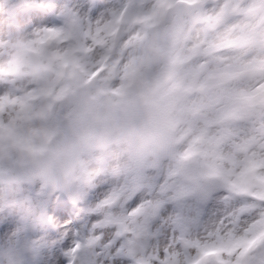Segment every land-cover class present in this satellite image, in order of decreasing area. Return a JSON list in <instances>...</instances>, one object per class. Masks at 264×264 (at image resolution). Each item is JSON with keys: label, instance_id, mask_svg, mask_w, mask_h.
Instances as JSON below:
<instances>
[{"label": "clouds", "instance_id": "1", "mask_svg": "<svg viewBox=\"0 0 264 264\" xmlns=\"http://www.w3.org/2000/svg\"><path fill=\"white\" fill-rule=\"evenodd\" d=\"M50 11L0 27V264H151L170 230L200 233L227 189L264 201V150H237L264 144V0ZM67 205L96 219L62 226ZM171 248L175 264L199 254ZM248 264H264V242Z\"/></svg>", "mask_w": 264, "mask_h": 264}, {"label": "snow or ice", "instance_id": "2", "mask_svg": "<svg viewBox=\"0 0 264 264\" xmlns=\"http://www.w3.org/2000/svg\"><path fill=\"white\" fill-rule=\"evenodd\" d=\"M247 139L245 137L244 141L237 145L238 151L251 156L253 153L264 150V144L249 147L246 144ZM258 166L255 160H249L247 170L253 172ZM100 195L104 197L100 205L103 207L111 205L117 194L101 192ZM220 204L223 214L215 222L205 226L203 231L197 233L194 238L177 236L173 232L168 240L169 247L164 249L163 257L160 255L158 246L150 253L151 264H175L171 258L179 253L178 250H172L171 245H180L186 250L192 247L198 249V256L194 260L187 261L186 264H248L249 254L264 242V228L259 232L254 231L258 223L264 225V201L252 199L247 194L233 192L229 188L220 197ZM140 207L143 209L144 205ZM147 223L148 218L145 220V225ZM250 232L253 234L249 235ZM119 235L120 233H117V236ZM140 235L144 239L150 236L146 227ZM233 257H235L234 260ZM137 264L140 262L137 261Z\"/></svg>", "mask_w": 264, "mask_h": 264}, {"label": "rangeland", "instance_id": "3", "mask_svg": "<svg viewBox=\"0 0 264 264\" xmlns=\"http://www.w3.org/2000/svg\"><path fill=\"white\" fill-rule=\"evenodd\" d=\"M52 2L53 0H0V27L15 23L31 27L46 25L51 19L50 4ZM95 2L99 4L101 0H95ZM101 191L97 190L93 193L92 199L95 200ZM222 214V206L212 207L205 222L200 226V231L215 222ZM58 216L60 224L65 227L79 226L80 223L91 224L96 219L95 215L82 216L78 214V210H74L71 205L61 207ZM170 232H174V230H170ZM260 254V251L256 250L253 259L259 257Z\"/></svg>", "mask_w": 264, "mask_h": 264}]
</instances>
